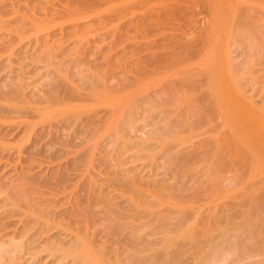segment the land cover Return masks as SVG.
<instances>
[{"label": "bare ground", "instance_id": "6f19581e", "mask_svg": "<svg viewBox=\"0 0 264 264\" xmlns=\"http://www.w3.org/2000/svg\"><path fill=\"white\" fill-rule=\"evenodd\" d=\"M134 1L141 4V0H139V1L138 0H122V1H120V3L117 1L119 4L115 1L112 3L109 2V4L113 5L115 3V7L113 5V8H115V10H118V8H123L125 6L132 5L134 3ZM212 1L216 2L217 0H212ZM253 2L257 6V8L260 7V9L263 10L262 12H264V0H233L232 1V6L230 9V11H232V18H231L230 22L241 25V27L237 28L238 32L234 33L235 39H232V42H233V47L237 44H239V46H240V44H244L247 42L246 44L249 47L248 51L251 52L250 53L251 58H249L251 65H255V66L259 65L260 66V64L263 62L262 60H264V55H263V58H262V56H259V54L260 55L264 54V28H263L264 26L262 23V22H264V20H263L264 15H262L263 18H262L261 23L257 22L258 25H256L257 23L253 24V22L250 19H245V18H241V17L233 18L236 15L235 9L237 8V6L239 4L248 5V3H253ZM125 3H126V5H124ZM149 3H151V2H149ZM169 4H171V3H169ZM117 5H118V7H117ZM122 5H123V7H121ZM162 5L161 6L164 7V9L167 8L168 6H170L168 4H164V2ZM126 8H128V7H126ZM111 10L112 9H110V11ZM115 10L113 9L112 11L114 13H116ZM120 10H118L119 12L117 11L116 18L119 17V16H117V14L118 13L120 14ZM123 10H125V8ZM159 10H160V8H159ZM127 11H129V10H127ZM125 12H126V10H125ZM242 12H244V10H242L241 13ZM155 13H156V11H155ZM113 16L115 17V15H113ZM144 17H145V15H144ZM109 18H111V17H109ZM116 18L112 19L111 21L118 20ZM144 19H146V18H144ZM111 21H109V23H111ZM36 31H39V29L36 28ZM260 33H261V36H259ZM241 47H243V45ZM261 51H263V53ZM44 52H47V50ZM44 52H42V54L40 55V57L43 55L42 59L45 56ZM171 54H173V51H172V53H169L170 56H171ZM218 54H219V48H218L217 43L209 42L205 47L204 54L203 55L201 54L202 57H200L201 58L200 61L199 60H198L199 62L197 61L198 64L196 63V66L194 68L191 67L186 71L174 72L175 74L172 73L169 76V78L167 77V82L165 83L166 91H165V89H160V91L158 92L159 94L161 93L160 95H162L164 93H169L171 91L174 92V90L176 88V90H175L176 93L174 92V94H173L175 96L180 94V91H182L181 94H183V95H184V92H186L185 93L186 95H187V93L192 94L191 90H193L194 88L190 89L191 92H188L189 90H186L188 88H186L185 90L183 89L184 90L183 91V90H179V89L177 90V87L179 88V86H181V88H182L184 83H185V86H187V83L188 84L190 83V85H191L190 79H191V81H192V79L196 80V78L198 79V78H200L199 76L202 75V77H204L205 82H206L205 87L213 89V91L215 93V95H213L212 93H208L207 95H205L204 99L206 98V101L208 99L206 106L203 103H200L201 104L200 105L199 103L196 102V104H199L200 106H202L201 108L205 107L204 108L205 110H203V116L201 114H198L199 112H197V109L195 107L192 108V106H193L192 100L193 99L191 97H187V99L191 98V100L188 99L186 101V99H185L184 103H186V105L187 104L189 105V103H190V105H192V106L190 108L187 107L188 110L185 107L186 110H183V112L180 111L177 114L176 113L177 112V106H176L177 99H175L174 101H170V100L165 99V101L162 103L154 104L151 97L150 98L147 97V94H148V96H150L148 91H147V90H150V88L148 89V86L143 85V87H141V90H138V91H137V87H136V90L134 88L130 89L129 90L130 94H127V95L124 94L125 93L124 91L126 90L124 88H123L124 91H121L120 88H119V91L117 89H114V90L108 89L105 82L109 81L108 80L109 77H107V75L105 77H103L101 75L102 74L101 72H100L101 74H99V71L96 70L98 68L95 69L96 72H94L95 70L93 71L90 69V70H87V72L89 71L88 74L87 73L86 74L80 73V74L76 75V77L73 76V78L75 77L78 80V81L73 80L76 82V85H75V84H73L75 82H72L73 78L72 79L70 78L72 75L70 76V71H69L74 66V65H72L74 63L73 62L68 63V61H67L64 63L62 62L60 64L58 63V64L54 65V73H53L54 77H53V79L50 80V82L49 81L47 82V84L49 83V85L52 84V86H50L51 87L50 90L45 94L39 93L42 96L41 99L43 100V101L41 100L43 103L40 101L41 104H45L41 107L36 106V108L33 107L34 109L29 107V105L31 106V104L26 101L25 93H24V95L22 94L23 93L22 91H24V90H21V89H23L22 86H21V88L18 87V86H20V83H21V81L19 79H18L19 81L17 82L18 84L17 83L13 84L12 83L13 80L7 81V82H9V83H6L8 85V87L6 86V84L1 83V86L4 88L5 91L3 92V88L0 87V121H2L3 124L8 123L9 125L14 124L17 126H22V130L17 132L16 134H14L13 137L11 138V140H15V138H18V140L15 142L14 145H15V147H17V154L19 155L18 156L19 158H21V156H23L25 154L29 155L28 157L35 155V154H37V156H39L40 153L43 154L42 153L43 150L41 151V149L46 148L45 151L47 150L48 152L46 151L47 154H43L45 156L44 158H46V161H47V162L46 161L45 162H46V164L47 163L51 164V166L47 165V167L45 169V172H47V173H49L48 171H50L52 173L54 171L56 172V170L61 168L62 165H64L65 167L67 166L66 168H68L69 160H66L64 157H67V155H69V154L70 155L73 154L72 157H70V155H69V157L72 158L71 161H73L72 162L73 165L70 164L71 162H69V164L71 165V166L69 165V169H71V167L75 166V164H76V166H79V164L77 165L76 162H78L77 160H79L81 157L79 154L80 149H81V147H83V145H85V143L83 144V142L85 141V139L87 140V138H85V135H84L85 131H82V133L84 132L82 134V135H84V137L82 136V139L84 138L83 139L84 141L80 139L81 138V136H80L81 132L78 134V132L80 130L77 129L78 128L77 124L78 125L80 124V126H81L83 124V122L92 121L91 122L92 124L91 123H88V124L89 125L91 124V126H92V125H94L93 123L95 122L94 126L97 125V127L94 129L96 130L98 128L99 122H101L102 120H104V121L106 120L105 122L103 121L105 124L106 122L108 123L109 119H110L109 122H111V123L105 124V126L107 127V125L110 124L109 125V127H110L109 133H112L113 135H109V137H110V142H109L108 139H104V137H102V135L104 136V133L103 134L98 133L102 137V143H104V146L102 145V143L95 142V144H98V145L100 144L101 146H103V147H99V146L97 147L96 146L97 148H104L106 146V143L109 142L113 146V148L111 147L110 149H112V151L113 150L114 151L116 150V152L118 151L117 155H119L122 150L124 153L122 152L121 154H125V152L127 151L126 149L131 151V150H133L132 148H135V149L137 148V153L140 155H142V153H144V152H147V153L149 152L148 154L147 153H145V154L148 155V157H150L152 161H157L158 156H159L160 160L163 157L164 158V159L162 158L164 160V161H162L163 165L166 166L165 168L168 171V174L171 175L174 173V177L172 176L170 178H174L175 180L177 178L182 179V177H184L183 175H187L186 176V178H187L188 177L187 171H190L191 169L193 171L195 170V175H197L196 169L198 168V166L200 167L203 164V162L201 164H199V161L201 162V161L208 158L206 161L210 162L212 167L209 166L211 168L210 171L208 170L210 173H208L209 175L208 174H206V175H208V177H207L208 180H210L209 176H211V178H212V180L209 181V185L210 186L213 185L212 188L210 187L211 191L213 188L214 189L216 188L215 191L217 193L218 192L222 193V195L226 194V192H227L226 195L228 197L232 196V197H230V199L232 198V200H233V198L235 197L234 199L236 201L238 200L237 202H239V201L241 202V203H239V204H241L240 206H243L245 204V201H244V204L242 205V203H243L242 198H244V200H245L244 192H242L244 196H242L241 198L238 197L239 194H241L240 190L244 191L247 189V193L249 194V195H247L248 196V200H247L248 202L246 201V206L247 205H249V206L246 207L244 205V207L248 208V209L244 210V207H243V211L245 213L237 212V211H240V210H237V208H236L237 206L236 207L234 206L236 209L234 207H232V208L229 207L230 206V200L227 201V200H225V198H222V200L224 199L225 201L228 202L227 204H226V202H224V200L223 201L220 200L218 202V204L220 203V205L225 204L224 205L225 207L219 205L221 208L224 209V208L229 207L228 210L230 208L235 209L234 212L231 211V209H230L229 211L231 213L235 214V212H236V215L234 217H230V215L228 214L229 217L225 218L226 219L225 222H228V224L231 225V226H229V228L227 226L226 227L227 229L225 228L226 229L225 230L224 224H222V222L220 224L222 225V227L224 229L223 233L221 232V230H222L221 227L217 228V229H221L220 232L222 233V235H220L219 241H217L218 238L216 240L213 239V237H214L213 234L212 235L208 234V236H210V237L212 236L210 240L215 241L214 245L209 244L211 241L209 243L207 241H205L206 239L208 240V238H209V237L206 238L207 234L202 235V233H204V231H205V233L206 232H210V233L212 232L213 233V231H212L213 227L211 228V231H210V226H213L212 223L209 226L210 222H207L208 221L207 219H206L207 221L205 220L207 223L202 222V221H204V220H202L204 218L199 217V215L197 216L198 212H194V214L196 213V215H194V214H191V215L188 214L187 215L188 210L197 209V207L194 204L193 205L195 207H193V205H192L193 201H191L190 199L194 198V200H195L196 199L195 197L198 198V196L192 195L193 198L190 197L191 195L186 196L188 199H183L185 197L180 196V198H182V199H180L178 197L177 201L174 199V197H170L171 199L175 200V201H173L170 198H168L170 196L169 193L171 191L169 192L168 188L164 187L165 184L164 185L162 184L163 185V188H161L162 194H160L159 190H157L156 193H154V194H150V192H149L150 190L147 187L148 189H144L147 192V193L145 192L146 193V195H145L142 193V190L141 191L139 190L141 188L143 189V187H141V186H143L145 184V182H143L144 184L140 186L139 183H135L139 179L133 178L134 176L133 177L131 176L132 178H130L129 176L126 175L125 170H122L124 172H122L120 170V168L116 170V168H118V167L115 165L113 167L111 165V166H108L107 169L111 168V173L113 171L115 173L117 172L116 176L113 177V175H115L114 172L112 175L109 176L110 178L113 177V180L112 181L110 180L111 183L113 184V186H111L112 189L108 188L111 190L106 194H103L104 190L100 189V193L98 195L95 194V196H94V193L91 195L92 192L89 191V196H88L89 202H87V204H85L84 202L81 203V202H79L80 200H77V203L79 202L81 204H84V205L79 204L80 206H83L84 208H85V206L90 204L89 205L90 209L92 211L94 209V212L96 209V212H95L96 214L94 212H92L90 209H88L89 207H87V209L90 210V212H88V213H85V211L82 212L81 209H79L80 211L78 214V216H79V219H78L76 217L78 212L76 210H74L76 212L75 213L72 210V208L75 209L74 207L78 206L77 204H76V206H74L75 204L74 205L69 204V208H66V210L65 209L62 210V213H61V211H57V208L52 204L51 207H50V205H47L46 208L49 207L48 212L47 211L44 212V209H41V214L39 213L41 215V217H39L40 215L38 213L36 214V209H35L36 207L34 208L35 213H34L33 209H29L26 207L27 212L29 210H32L30 216L32 215V213H34L35 216H37V217H35L33 219L34 221L33 220L31 221L32 222L31 224L30 223L25 224L22 231L17 232L15 230H13L10 232L11 236H9V238H5L4 240H2L0 242V262L2 264H25L24 258L26 255V256H30V260H31V261H29L28 264H32V261L34 260L33 262H35V259L37 257L39 259L40 254L45 253L47 255V256L45 255V257H46V258H44L45 260H47L48 257L53 259L51 261V264L54 262H56L57 264H60L63 262L65 264H191L189 261L190 258H187L188 262H189L188 263V262H186L187 259L183 258V256L187 257L188 255L194 254L193 249H195V252H196L197 257H198L199 253L196 250H198L199 247H200V249L201 248L204 249V246L206 247L208 245L209 246L211 245L210 247L208 246L209 248L206 247L204 249L205 250L204 252H206V253L203 252V249H201L202 252L199 249V251L201 253L199 255L201 256V258L199 256V259H198L195 256L196 258L194 257L193 260L190 259L193 261L192 263L193 264H237L238 262L249 260L250 258L252 259L255 256H259V257L262 256L263 259H261V260H263V264H264V153H263V147L259 146L258 147L259 150L249 151V154H250L249 155L247 153V150H246V143L245 142L241 143L242 139L240 138L241 139L240 140L235 134L232 135L233 137L231 139H227V136L224 134H222L220 136V139H217L216 137H214L213 135L218 133V130L223 125H227L228 122H226L225 120L222 123H217V125H215L214 129L211 128V130H210V128L207 127L208 123L217 120V118L218 119L219 118H222V119L230 118V120H231V117L233 115H235V113H237L235 111L238 110L239 108L245 106V104L247 103L246 101L250 100V98L246 95V88L243 87L244 80H246V78H247L246 74H242V73L238 72L237 71V68H238L237 64L236 65L232 64L230 62V59L228 60V58L224 59V61H220V59H218ZM255 56H257L259 59L256 58ZM260 58H262V59H260ZM43 61L47 62L48 64L50 63L49 65H53L52 60L49 61L46 57H44ZM70 61H72V60H70ZM177 61L178 60H176L174 62L176 63ZM179 62L180 61H178L177 63H179ZM222 62L225 65V69L217 71L219 65ZM66 63H68V64H66ZM70 65H72V67ZM198 70H200V72ZM246 70L249 71V68L245 69V71ZM253 72H254L253 70L250 71L247 76L252 77ZM69 78H70V80H68ZM141 79H139V82H141ZM66 80H67V82H66ZM135 80L137 81L138 77L135 78ZM199 80H201V79H199ZM51 81H54V85H53V82H51ZM62 81H65L64 85H65V83H66V85L68 83V86L65 89H62L64 87V86L62 87V85H63ZM150 81H149V83H150ZM77 82H79V83L77 84ZM200 82H202V80ZM70 83L72 84V88L70 87V85H71ZM132 83H130V84H132ZM142 83L144 84L146 82H142ZM130 84L128 82V84H126L127 87H129L128 85H130ZM133 84H135V82ZM219 84H220V86H219ZM132 85H130L131 88L135 86V85L134 86H132ZM139 85H140V83L138 84V88H139ZM199 85L202 88L201 84H199ZM15 86H17V87H15ZM197 86L198 85H196V87L195 86L194 87L196 89L200 88L199 86L198 87ZM216 86H218V87L216 88ZM68 87H70V88H68ZM82 87L84 90L81 89ZM188 87L190 88V86H188ZM220 87H222V88H220ZM128 89L129 88H127V90ZM131 90H133V92H131ZM83 91H84V93H82ZM177 92H179V93H177ZM131 93H133V94H131ZM226 98L228 99V101ZM85 102H87V103H85ZM200 102H202V101H200ZM80 103H81V105H79ZM26 104H29V105L27 106ZM89 104H92V105H89ZM93 104H94V106H93ZM100 105H103V106L100 107ZM177 105L181 106V104L179 105L178 102H177ZM174 106H176V107H174ZM207 106H208V108L206 109ZM94 107L97 108L98 110L94 109ZM103 107L104 108L108 107V109L109 108L111 109V110H108V112L111 111V112H109V114L112 113V115H113L116 113L117 115L115 117H112L111 115L108 117V112H106L107 116L100 114V117H102V116H104V117L99 118L98 117L99 112H100L99 110L102 109V111H104V112H105V110H107L106 108L103 110ZM23 109H26V110L29 109L28 112L30 113V111H31V114L28 115L27 111H24ZM198 109H200V107H198ZM232 109H233V111H232ZM258 109H260L259 115L262 117V119H264L263 118L264 117V107L261 106V107H258ZM102 111L100 113H102ZM185 111H186V113L183 114ZM32 112L33 113L35 112L36 114L34 115V114H32ZM173 112H175V113L173 114ZM195 112H197V113H195ZM106 113H104V114H106ZM143 113L147 114V115L143 116L142 115ZM148 113H150V115ZM92 114H94V116L97 117L95 119L98 120V123L95 121L94 116H92ZM197 115H200V118ZM84 117L89 118V119L91 118L93 120L90 119V121H88L89 119H87V121H85L86 119ZM105 117H107V118H105ZM146 117L149 118L147 120L148 122L145 121ZM172 118H174V119L180 118V119H179V121H175ZM83 119H85V120H83ZM190 120H192V121L190 122ZM103 122L99 123V125L101 124V126H102ZM141 123H143V124H142V127L139 129V127H137V125L141 124ZM158 123H162L161 124L162 127L161 126L155 127L156 124H158ZM86 124L84 123V125H82V129H83V126H85L84 128H86L85 130H87V127L88 128L90 127L89 125L86 126ZM150 125L152 127H154V129L155 128L156 129L153 130V128ZM204 125H206V127L209 130L206 127H204ZM46 126H47V130H46ZM101 126L99 128H101ZM147 127L152 128V129L145 136L144 140L134 141V140H136V138H134V136H132L134 138L133 141L131 140L132 139V137H130L131 132L134 131L136 133L137 131H140L141 129H143V128L145 129ZM135 128H136V130H134ZM159 128H161V129H159ZM202 128H204V129L206 128V130H203ZM5 129L4 128L2 130L0 129V132L2 133L3 130H5ZM7 130L8 131L6 133H4V137H9L10 134L13 133V128L9 127V129H7ZM60 130L63 131L62 135H66L65 138L61 139L60 135H59L55 139L53 136H51L52 131L55 133L52 135H56V134H59L58 132ZM193 130H199L200 131V133L198 134V137L200 134L201 135H206V134L208 135L209 134L207 141L206 142L203 141L201 143V144H204V147H206V148H204L205 150L203 151V155L201 156V158H198V159L196 158L197 155H196V157H193L192 153L182 149V147H184V145H186L187 142L189 143L188 139L192 140L191 137L193 138L192 132H190L191 134H187V132L189 133V131H193ZM44 131H46V133H47L46 135H50V136H48V140H46V142H43V140H42L44 138L42 135H44V134H41V133ZM97 131L99 132L101 130L97 129L96 131H94L93 134L95 135V132L97 133ZM142 131H144V130H142ZM50 132H51V134H50ZM63 133H65V134H63ZM137 133H139V132H137ZM193 133H195V132H193ZM69 134H70V136H72V138L71 137L69 138V136H68ZM99 135H98V137L101 139V137ZM185 135H186V138H188L190 135H191V137H189L186 140ZM78 136H79V138H77ZM212 137H214V138L211 139ZM76 138H77V140L81 141L82 146L80 145V142L79 143L77 142L78 144L76 142H74L75 143V145H74L73 141L76 140ZM103 140H104V142H103ZM87 141H85V142H87ZM151 141H154L155 143H157V144H155L157 147L154 145V143L152 145L149 144ZM41 142H43V143H41ZM120 142L122 143V145L120 144ZM146 142H149V143H146ZM109 143L107 146L110 145ZM40 144H41V147L38 150H36L37 153L35 152V150L34 151L32 150L34 147H36ZM76 144H77V146H76ZM57 146H59V150L56 149ZM87 146H88V144H87ZM78 147H80V148H78ZM158 147H159V149H158ZM60 148L63 149L62 150L63 153H62ZM105 148H104V150H105ZM53 149H55L56 152L61 151L59 157L60 158L62 157L61 159L64 158L65 162L68 161L64 164V162L62 160L63 164H61V166H59V168L57 166V169H56V164H53V163L56 160V162L58 161V164H59L60 159L57 160L58 155L56 156V154H55L56 152L53 153V155H52V152L55 151V150L53 151ZM66 149H68V150H66ZM69 149H72L73 151L69 150ZM92 150H94V148H91L90 153L92 152ZM96 150H98V149H96ZM102 150L103 149H101L98 152H100L102 154L104 152V151L102 152ZM49 151H50V153H49ZM66 151H68L70 153H68V152L66 153ZM110 151L111 150H109L108 152H110ZM112 151L109 154H111V156L113 155V157H114L116 154L114 151L113 152ZM150 151L152 153H153V151H155L153 153L154 155L152 154L153 157L150 156L151 155ZM86 152H87V154L89 153L88 149ZM139 152H142V153H139ZM61 153L63 155L65 154V155L61 156ZM94 153H96V152H94ZM159 153H160V155H156ZM58 154H59V152H58ZM43 155H40V156L43 157ZM107 155H108V153H107ZM132 155H131V157H132ZM140 155L138 156L135 154V155H133V157L135 156V158H136V156H137L139 158ZM146 155L142 156L140 158H144V157L148 158ZM204 155H206L205 157H207V158L204 157V159H203ZM101 156H103V154ZM69 157H67V159H69ZM115 157H117V156H115ZM119 157H120V155H119ZM119 157H117V160ZM154 157H155V160H153ZM89 158H91V157H89ZM150 158H148L147 160H149ZM193 159H195V162L197 161L196 163H198L199 165L196 163L195 164L198 166H195ZM25 160H28V159L25 158ZM109 160H110V158H109ZM151 160H150V162L152 163ZM140 161H143V159H141ZM74 162H75V164H74ZM109 162H111V161H109ZM146 163H144V164H146ZM52 165H54V166L52 167ZM147 166H149V165H147ZM152 167L153 166H151V168ZM155 169H156V166H155ZM240 169H241V171H240ZM61 170H63V169L58 170V172L61 173ZM108 170L110 171V169H108ZM64 171H65V169H64ZM193 171H190V173H189L190 178H187V179L191 180V178H192L191 175L194 173ZM243 171L245 172L244 173L245 175L243 174ZM55 172L53 174H55ZM58 172L56 174L57 177L54 175V177H56L57 179H58V174H60ZM120 172H122V173H120ZM169 172H171V173H169ZM191 172H192V174H191ZM241 172H242V174H241ZM65 173H66V171H65ZM229 173H231V175L228 178V177H226V175H228ZM38 174H39V176H41V172ZM53 174L51 176H53ZM108 174H110V172ZM118 174L120 175V178L121 177L123 178V180H118V176H117ZM36 175H34L33 177L28 176V178L31 177L30 178L31 180H35L34 177L38 178V176H36ZM48 175L50 176V173ZM62 175L64 177V174H62ZM62 175H60L59 177L61 178ZM66 176H67V178L69 177L68 175H66ZM242 176H243V179H240V177L242 178ZM25 177H27V175L25 173H23V175H22V173H20V174H18L17 178H15L16 180L15 179L12 180V183H16V181L18 180L16 184L11 185L10 187H9V185H7V187L9 189L6 186L2 187V188L0 187V196L1 195L3 196V198L1 199L2 200V203H1L2 209L0 208L2 210V211L0 210V225L4 224L3 220H5L9 216V214H11L12 212H14L13 214H17V212H20L21 207H19V206H22L23 204H25L23 202L27 203L26 199H25L26 201L21 200L22 197H24V196L26 197V192L24 193V191H25V189H27V186L29 189H31L30 183L35 184L36 181L32 182L30 180L31 181L30 182L28 180V178H25ZM63 177L61 178V182L63 180ZM195 177L193 176L192 180ZM234 177H237V178L239 177L238 179L242 180L241 183L244 181V178L246 177L245 182H246V180H249L250 182H252V184L248 183L250 185H247L248 187H246V186H244V183L240 184V181H239V184H236L238 186L237 190L240 191L239 194H237L238 192H236L237 190L233 186L232 187L224 186V187H226L225 189L228 190L226 192H225V190L220 189L221 187H223L222 184L226 180L234 183V180H233ZM50 178H52V177H50ZM133 179H136L137 181L133 180ZM252 179H254V181ZM25 180L29 181V183L27 182V183H24V185H23V182ZM58 181L59 180H55L54 183H58V184L62 185V183L64 182V180L62 183L60 181L59 182ZM110 181L108 184L112 185L110 183ZM44 182L48 183L49 178H48V181L43 180L42 184H45ZM82 182H84V181H82ZM107 182H106V186H108ZM186 182L187 181H185L183 183V181H182L180 183V185L183 184L182 186L185 187L184 184H186ZM190 182H192V181H190ZM206 182L208 183V181H206ZM217 182L221 184L220 187L217 186L218 185V184H216ZM40 183H36V184H40ZM153 183L154 182H152V184ZM194 183H195V181H194ZM135 184H138L140 188L138 189V185H135ZM200 184H201V182H200ZM203 184H204V182H203ZM25 185H27V186H25ZM241 185L243 186V188L241 187ZM1 186H4V185H1ZM23 186H25L26 188ZM84 186H86V185H84ZM146 186H147V184H146ZM239 186L241 187V189H239L240 188ZM56 187H60V186L56 185ZM169 187L173 188L172 186H169ZM206 187H207V185H206ZM100 188H101V186H100ZM186 188L187 187H185V189ZM217 188H219L218 191H217ZM228 188H230L231 190ZM96 189L98 190V186ZM156 189L157 188H155L154 190H156ZM173 189L175 191V188H173ZM173 189H172V191H173ZM214 189H213V191H214ZM205 190H206V188H205ZM31 191H32V189H31ZM112 192L116 193L117 198H118V195H119V198L125 196V198H126L125 201L127 202L125 205V208L120 206L121 203L119 204L116 202L117 201L116 195H115V198H114V196L112 197L111 195L109 197V194ZM140 192L143 194V196H141V197L144 198V196H145V199L147 201L146 200L141 201V198L136 196L137 194L140 195ZM173 192H171V194H173ZM175 192H177L176 194L182 193V192L178 193L179 192L178 190ZM198 192H200V191H198ZM81 193L82 192H78V194H81ZM196 193H197V191H196ZM148 194H150V195H148ZM159 194H160V196H159ZM198 194H200V193H198ZM236 194L238 196H235ZM27 195H28L27 197L32 196V194H30V193ZM33 195H35V194H33ZM201 195H203V193H201ZM209 196H214V195H211V192H210ZM151 197H154V200L151 199ZM214 197H215L214 198L215 200L221 199L219 196H216V195ZM237 197L240 198V200ZM76 198L74 199L75 201H76ZM20 200L23 202H19ZM113 200L116 203H114ZM149 200H150V202H148ZM235 200H233L231 202H234ZM29 201L30 200H28L27 205H30ZM75 201H74V203H75ZM170 201H173V202H170ZM236 201L234 203H236ZM200 202H201V200H200ZM21 203H23V204H21ZM210 203H208V204H210ZM195 204L197 205V203H195ZM202 204H203V202H202ZM218 204H213L212 206H216V205L218 206ZM6 205L9 206V208H7V209L4 208ZM39 205H40L39 207H41L42 204L39 203ZM44 205L45 204H43V206ZM71 205H73V206H71ZM204 205H205V202H204ZM24 206H26V204ZM60 206L62 207V205H60ZM80 206H78V207L81 208ZM155 206L162 207V208L164 207V208L160 209V210H155L154 209ZM94 207H96V208H94ZM84 208H83V210H87L86 208L85 209ZM98 208H99V211H97ZM38 209L39 208H37V210ZM67 209L68 210L70 209V211H72V212L69 213L70 211H68ZM239 209H241V208H239ZM228 210L225 209V212L227 211V213H228L229 212ZM217 211H219V210H217ZM21 212H23V211H21ZM27 212H26V214H27ZM73 212L76 214V216H74L75 214ZM81 212L83 215H84V213L89 214V215L92 213V216H94V218H96V220L90 218V217H92L91 215H90V217L87 216L90 219H88L85 215H84L85 217L82 216ZM220 212L224 213V210L220 211ZM72 213L74 215H72ZM69 214H71V215H69ZM201 214H203V213H201ZM63 215H64V217H62L63 219H61L60 217ZM67 215H69L70 219L72 217L73 218L76 217V219H73V218L72 219H73V221L76 220L78 225H76V221L74 222V225H72L73 221L71 220L72 221V223H71L70 219L67 221V223H69V224H66V223L61 224V220L66 222L67 219L66 220H64V219H65V217L68 218ZM11 216H12V214L10 215V217ZM27 216L30 217L29 215H27ZM195 216H197V218ZM204 216H205V214H204ZM216 216H218V214ZM223 216H227V215H222V218L224 219ZM25 217L23 219H19L18 223L21 226L23 225V221H24ZM82 217L87 218L89 221L87 219H85V221L87 220L88 222L87 221L86 222L89 224L86 223L87 225H85V223H82L81 227H79L80 226L79 224L81 223V221L83 219ZM206 217H208V214ZM80 218H82V219H80ZM240 218H242L240 220V222H237L236 220L240 219ZM58 219H60V222ZM78 220L79 221L81 220V221L78 222ZM90 220H92V221H90ZM215 220L216 219H214V221ZM85 221H83V222H85ZM55 222L56 223L59 222L62 226L66 225L68 227L71 223L70 226L76 225L75 230H74V228H72L71 229L72 231L70 230V233L68 231L69 234H67V236L63 237L64 240L63 239L61 240V237L60 238L57 237V239H54V240L52 238L48 237L45 240L34 244L35 242L38 241L40 235L44 231H46L48 228H51L53 226H58V225H59L58 227L61 226L59 223L56 224ZM200 222L202 223V225L203 224L206 225L205 230H204V228H200L202 226V225L199 226V224H201ZM50 223H52V224H50ZM10 224H16V223L11 222ZM83 225H84V227H83ZM207 225L209 227H207ZM215 225H217V224H215ZM206 227H207V229L209 228L208 231H206ZM202 230H204V231H202ZM29 233L36 234V237L32 238V237L28 236ZM202 236H206L205 240H204V237L202 238ZM66 237L68 238L67 240L65 239ZM198 240H199V242H198ZM203 240L205 241L204 244H203ZM216 241H217V243H216ZM193 242L197 243V245H198L197 249H196V247H194ZM201 242H202V246H201V244H198ZM211 243H213V242H211ZM187 245H189V247ZM190 246H191L192 250L190 249ZM184 247H187V250ZM192 247H194V248H192ZM184 249H185V252L183 251ZM187 251H189L188 255L186 253ZM190 251H191V253H190ZM202 255H204V256H202ZM45 260H44V262H45ZM255 260H257V259H255ZM255 260H253V261H255ZM261 260H260V262L258 261L257 263L262 264ZM36 262H37V260H36ZM247 262L249 263V261H247ZM247 262H246V264H248ZM56 263H54V264H56ZM243 263H241V264H243ZM33 264H35V263H33ZM38 264H40V263H38Z\"/></svg>", "mask_w": 264, "mask_h": 264}, {"label": "rangeland", "instance_id": "374dc122", "mask_svg": "<svg viewBox=\"0 0 264 264\" xmlns=\"http://www.w3.org/2000/svg\"><path fill=\"white\" fill-rule=\"evenodd\" d=\"M114 1L115 2L118 1L120 3V1H122V0H113V1L112 0H110V1L109 0H0V87H2L1 83L6 84V83H9L7 81L13 80L12 83L15 84L20 80L22 84L20 83V86H18L17 85L18 83H17L16 85L20 88L22 86L23 89H21V90H24V91H22L23 92L22 94L24 95V93H25L26 101L31 104V106L29 104H26V105L27 106L29 105V107H31V108H33V107L36 108V106L41 107L45 104H41V102L43 100L41 99L42 96L39 93L45 94L50 90V88H51L50 86H52V84L49 85V83L47 84V82L48 81L50 82V80L53 79V77H54V74H53L54 73V65L68 61V63L73 62L74 64H72V65H74V66L77 64L75 66L76 68L74 66L72 67V65H70L72 67L71 70H69L70 76L72 75L70 77L71 79L73 78V76L76 77V75H78L80 73H83V74L87 73L88 74L89 71L87 72V70L91 69L94 71L96 68H98L96 70L99 71V74L102 73L101 75L103 77H105L106 75H107V77H109V79H108L109 81L106 80L107 82H105L108 89H112V90L117 89L118 91H119V88L121 91H124V89H126L124 91L125 92L124 94L127 95V94H130V92H129L130 89L134 88L136 90V87H137V91H138V90H141V87H143V85L148 86V89L150 88V90H147V91H148L150 96H148V94H147V97H149V98L151 97L154 104L162 103L165 101V99L170 100V101H174L175 99H177V101H176V106H177V112L176 113L177 114L180 111L183 112V110H186L187 107L190 108L192 106V105H190V103H189V105L188 104L186 105V103H184L185 99L187 101L188 99L191 100V98H192L193 99L192 100V103H193L192 108L195 107L197 109V112H199L198 114H201L203 116V110H205L204 109L205 107L203 106L204 108H201L202 106H200L201 105L200 103H203L206 106L208 99H207V101H206V98L204 99L205 95H207L208 93H212L213 95H215V93H214L213 89L205 87L206 82H205L204 77H202V75L199 76L200 78H198V79L196 78V80L192 79V81H191V79H190L191 85H190V83L189 84L187 83V86H185V83H184V85L182 84L183 85L182 88H181V86H179V88L177 87V90L178 89L179 90H183V89L185 90L186 88H188L186 90H189L188 92L192 91L191 92L192 94L187 93V95H186L185 94L186 92H184V95H183V94H181L182 91H180V94H178L179 96L178 95L175 96L173 94H174L176 88H175L174 92L171 91L169 93H164L162 95H160L161 93L159 94L158 92L160 91V89H165V91H166L165 83L167 82V77L169 78V76L172 73L175 74L174 72L186 71L191 67L194 68L196 66L197 61L198 60L200 61V59H201L200 57H202L201 54L202 55L204 54L206 45L209 42H215V43H217L218 48H219L218 59H220V61H224V59H226V58H228V60L230 59V62L232 64H234V65L237 64L238 68L237 67L236 68H237L238 72H240L242 74H246L247 78H246V80H244L243 87L246 88V95L250 98V100L246 101L247 103L245 104V106H243V107H241L235 111L237 113H235V115H233L231 117L232 121L230 120V118H224V119H222V118L218 119L217 118V120L208 123L207 127L210 128V130H211V128L214 129V127H215V125H217V123H222L225 120L226 122H228L227 125H223L218 130V133L213 135L214 137H216L217 139H220V136L222 134H224L227 136V139H231L233 137L232 135L235 134L239 139L240 138L242 139V140L240 139L241 143L242 142L246 143V150H247L248 154H249V151H251V150H259L258 149L259 146L263 147V153H264V119H262V117L259 115L260 109H258V107H261V106L264 107V60H262L263 62L260 64V66L257 65L258 67L255 65H251V63L249 61V58H251V54H250L251 52L248 51L249 47L246 44L247 42L244 44H240V46H239V44H237L233 47L232 39H235L234 33L238 32L237 28L241 27L240 24L230 22L231 18H232V11H230V9H231L233 0H217L216 2H214L212 0H147V1L141 0V4L134 1V3L130 6L123 7V5H122L121 7H123V8H118V10L121 9L122 11L120 10V14L119 13L117 14V16H119L117 18H116V13L118 10H115V8H113V5L115 7V3L113 5L109 4V2L112 3ZM149 2H151V3H149ZM163 2H164V4H168L171 7L168 6L167 8L164 9V7H162ZM168 2L171 4H169ZM126 3L124 5H126ZM117 7H118V5H117ZM126 7H128V8H126ZM124 8H125L126 12H125V10H123ZM159 8H160V10H159ZM110 9H112V10L114 9L116 13H114L112 10L110 11ZM127 10H129V11H127ZM235 10H236V13H235L236 15L233 18L241 17V18H245V19H250L253 22V24L257 23V22L261 23L262 18H263L262 15H264V12H262L263 10H261L260 7L257 8V6L254 4V2L248 3V5L239 4ZM242 10H244V12L241 13ZM155 11H156V13H155ZM110 14L115 15V17L113 15L111 16ZM144 15H145V17H144ZM109 17H111V18H109ZM143 17L146 19H144ZM114 18H116L118 20H113L114 22L111 21ZM109 21H111V23H109ZM258 23L256 25H258ZM262 23L264 26V22H262ZM36 28H38L39 31H36ZM259 36H261V33ZM242 45H243V47H241ZM46 50L48 53L44 52ZM172 51H173V54H171V56H170L169 53H172ZM42 52L45 53L44 57H46L49 61L52 60L53 65H49L50 63L48 64L47 62L43 61V59H44V57L42 59L43 55L40 57ZM261 52L263 53V51H261ZM263 55L264 54H261V55L259 54V56H262V58H263ZM255 57L258 58L257 56H255ZM262 58H260V59H262ZM175 59L180 61V62L177 63L178 62L177 61L175 63L174 62V61H176ZM70 60H72V61H70ZM68 63H66V64H68ZM248 68H249V71H247V70L245 71V69H248ZM224 69H225V65L222 62L219 65L217 71L224 70ZM96 70L94 72H96ZM252 70L254 71L252 77L247 76L249 74V72ZM198 71L200 72V70H198ZM137 77H138V80L136 81L135 78H137ZM70 78L68 80H70ZM74 78L72 79V82L78 81L76 78L75 79ZM139 79H141V82H139ZM199 79H201L202 82H200L201 80H199ZM73 80H75V81H73ZM133 81L135 82V84H133L134 83ZM149 81H150V83H149ZM51 82H53V85H54V81H51ZM62 82H63V85L62 84L61 85H62V87L64 86L62 89H65L68 86V83H67V85H66V83L64 85L65 81H62ZM66 82H67V80H66ZM128 82H129V84L133 82L132 83L133 85L132 84H130V85H132V86L135 85V86L131 88L130 85H128L129 87H127L126 84H128ZM136 82L140 83L141 86L139 85V88H138L139 83L137 84ZM142 82H146V83L143 84ZM78 83L79 82H77V84ZM73 84L76 85V82ZM199 84H201L202 88L200 87ZM196 85H198L200 88L196 89L195 88ZM6 86L8 87L7 84H6ZM17 86H15V87H17ZM188 86H190V88ZM219 86H220V84H219ZM70 87L72 88V84L70 85ZM70 87H68V88H70ZM217 87L218 86H216V88ZM127 88H129V89L127 90ZM220 88H222V87H220ZM81 89H83V87ZM190 89H193V90L190 91ZM4 91L5 90L3 88V92ZM131 92H133V90H131ZM82 93H84V91ZM177 93H179V92H177ZM131 94H133V93H131ZM187 97H191V98L187 99ZM200 101H202V102H200ZM227 101H228V99H227ZM177 102L179 105L181 104V106H178ZM196 102L199 103L200 105L196 104ZM85 103H87V102H85ZM79 105H81V103ZM89 105H92V104H89ZM103 105H100V107ZM93 106H94V104H93ZM176 106H174V107H176ZM185 107H186V109H185ZM198 107H200L201 110L198 109ZM105 108L103 107V110ZM207 108H208V106L206 107V109ZM94 109H97V108L94 107ZM106 109L107 110H105V112L102 111V109L99 110L100 112L102 111V113H100L98 111L99 112V116H98L99 118L107 116L106 112H108V110H111L110 108L108 109V107ZM23 110L27 111L28 115L31 114V111H30V113L28 112L29 109L28 110L23 109ZM232 111H233V109H232ZM103 112L106 114H104ZM109 112H111V111H109ZM109 112H108V117L110 115L112 117H115L117 115L116 113L113 115H112V113L109 114ZM197 112H195V113H197ZM174 113L175 112H173V114ZM185 113H186V111L183 114H185ZM32 114L35 115L36 113L32 112ZM100 114H103L104 116L101 115L102 117H100ZM148 114L150 115V113H148ZM142 115L146 116L147 114L143 113ZM92 116H94V114H92ZM197 116L200 118V115H197ZM95 118H97V117L94 116V119ZM105 118H107V117H105ZM180 118H177V119L172 118V119L175 121H179ZM85 119H83V120L87 121V119H89V118H85ZM90 119L88 121H90ZM148 119L149 118L146 117L145 121H147ZM91 120H93V119H91ZM109 120H108V123H111V122H109ZM95 121L98 123V120L95 119ZM103 121L104 120H102L101 122H103ZM191 121L192 120H190V122ZM91 122L92 121L83 122L82 125H84V123L85 124L87 123L86 124V126H87V125H89L88 123H91ZM101 122H99V123H101ZM104 122L102 123L103 124L102 126H101V124L99 125V123H98L97 129L101 130V131H99V132L97 131V133L95 132V135L93 134L94 131L97 130V129L96 130L94 129L97 127V125L94 126L95 122L93 123L94 125H92V126H91V124H92L91 123L89 125L90 127L89 128L87 127V130H85L86 129V128H84L85 126H83V129H84L83 130L82 125L80 126V124L79 125L77 124V127H78L77 129L80 130L78 132V134L81 132L80 133L81 134L80 139L83 140L84 138L82 139V136L84 137V135H85V138H87V140H88L87 141L85 139V141H87L88 143L83 140L84 141L83 144L85 143V145H83V147H81L80 153H79L81 157L79 160H77L78 162H76L77 165L79 164V166H76V164L74 162V164L77 168L75 166H73L74 168L71 167V169H69V165L70 164L73 165V163H72L73 161H71L72 158H70L73 156V154H71V155L69 154L70 157H69V155L66 154L67 157H69V159H67V157H64L66 160H69V162H71L69 164V162L66 161V162H68V168H66L67 166L65 167L64 165H62V167L59 168V166H61V164H63V162H64V164L66 163L64 158L61 159L62 157L61 158L59 157L60 152L63 149H61L62 148L61 147L60 148L61 151H57V152L55 149H53V151L54 150L55 151L52 152V155H53V153L56 152L55 153L56 156L58 155L57 160L60 159V162H59L60 165L58 164V161L56 162V160H55L56 163L54 162L53 164H56V169H57V166L59 168L58 170L63 169V170H61V173L64 174V177H65L64 178L63 175L60 172H58V170H56V172L54 171L55 174H53L54 172L52 173V172L48 171L50 173V176L48 175L49 173L45 172L47 165L51 166V164H49V163L46 164L47 161H46V158H44L45 156L43 155V154H47L46 153L47 150L45 151L46 148L41 149V151L43 150L42 151L43 154L40 153V155H43V157L40 155L37 156V154L28 157L29 155L25 154V155L21 156V158H19L18 157L19 155L17 154V147H15V145H14L15 142L18 140V138H15V140H11V138L13 137L14 134H16L17 132L22 130V126H17L14 124L9 125L8 123L3 124L2 121H0V129L2 130L3 128L4 129L6 128L5 130H3L2 133L0 132V187L1 188L5 187V186L7 187V185H9V187H10L11 185L16 184L18 180L16 181V183H12V180L17 178L18 174H20V173H22V175H23V173H25L27 175V177H25V178H28V176L33 177L34 175L37 174L36 176H38L39 179L34 177L35 180H31L30 179L31 177H29L28 180L29 181L31 180L32 182L36 181V183L41 182L40 184L30 183L31 184L30 188L32 189V191H31V189L28 188L27 185H25V186H27L28 190L25 189L24 193L26 192V197L25 196H24L25 198L22 197L21 200L24 201L26 199L27 203H28V200H30L29 201L30 205H27L26 202H23L20 200L19 202L25 203L26 206H24L25 204L21 203L23 205L19 206V207H21L20 212H17V214H13L14 212H12L11 217H10L11 214H9V216L5 220H3L4 224L0 225V242L2 240H4L5 238H9V236H11V234H10L11 231L15 230L17 232L18 231L20 232L23 230V227L25 224H29V223L31 224L32 223L31 221L35 217H37L34 214L35 213V211H34L35 207H36L35 208L36 214L37 213L41 214V209H44V212L45 211L48 212L49 207L46 208L47 205H50V207H51L53 204L57 208V211H61V213H62V210H64V209L66 210V208H69V204H73V205L75 204L74 206H76V204L78 206H80L79 204H81L82 202L87 204V202H89V198H88L89 191L92 192L91 195L94 193V196H95V194L98 195L100 193V189L104 190L103 194L108 193L112 189L111 186H113L111 181L113 180V177L116 176V174H117V172L115 173L113 171L115 173V175H113V177L111 176L112 178L109 177L110 175L113 174V172L111 173V168H108V169H110V171H109L107 169V167L111 166V165L113 167H114V165L117 166L118 168H116V170L119 168L121 171L125 170L126 175L129 176L130 178H132L134 176L133 178L139 179L138 180L139 182L136 179H133V180H136L137 182H135V183H139L140 186L144 184L143 182H145V184L143 186H141V187H143V189L142 188L139 189L140 188L139 185L135 184V185H138V189L140 191L142 190V193L145 195L147 192L144 189H148V188L150 190L149 191L150 194L156 193L157 190H159L160 194H162L161 188H163V185L165 184L166 186L164 185V187L168 188L169 192L170 191L173 192L174 191L173 188H175V191L178 190L179 191L178 193L182 192L180 194H176L177 192H175V191L173 192V194H171V192L170 193L168 192L170 194V196L168 198L174 197V199L176 201H177L178 197L180 198V196L181 197L184 196L185 198H183V199H188L186 196H190V195H191L190 197H192V195L198 196V198L195 197L196 198L195 200L193 197H192L193 199H190L191 201H193L192 205L194 204L197 207V209L188 210L187 215L188 214L191 215V214H194V212H198L199 214L197 213V216L199 215V217L204 218V219H202L204 221L201 220L202 222L205 223L208 220L207 222H210L209 226L212 223L213 226H210V231H211V228L213 227L212 228L213 233L212 232L211 233L210 232L205 233L204 230H205L206 225H204V224L202 225L201 222H200L201 224H199V226L202 225L200 228H204V230H202V231H204V233H202V235L207 234V237L202 236V238L204 237V240H205V237L206 238L209 237L208 238L209 241L207 239L205 240L208 243L211 241L210 239L212 237V236L211 237L208 236V234H210V235L213 234L214 235L213 239L216 240L218 238L217 241H219L220 235H222L223 230L227 226H228V228H229V226H231L228 224V222H225L226 221L225 218L229 217V215H230V217H234L236 215V212L234 214V213H231L229 211L232 207L237 206L236 207L237 210H240V211L236 210L237 212L245 213L243 211V207H244V205L246 206V201L248 200L247 195H249V194L247 193V189L244 191L240 190L241 192L238 191L237 190L238 186L236 185V184H239V181H240V184L244 183V186H246V187H248L247 185L252 184V182H250L249 180H246V182H245L246 177L244 178V181L241 183L242 180H240V179H243L245 172L243 171L244 175L242 176V178L240 177V179H238L239 177L238 178L234 177L233 178L234 183L229 182L228 180L224 181L222 184L223 187L220 188L222 190H225V192H226L228 190L225 189L226 187H224V186H227V187L233 186L234 188H236V190H237L236 192H238L237 194H239V192L242 194V195L239 194V196L236 194L235 196H238L241 198L242 196L245 195V200H244V198H242V202H243L242 205L244 204V201H245V204L243 206H240L241 204H239V203H241V202L240 201L237 202L238 200L236 201L234 199L235 197L233 198V200H235L236 203H234L235 201L231 202V201H233L232 198L230 199V197H232V196L228 197L226 195L227 192H226V194L222 195V193H219V192L217 193L215 191L216 188L215 189L213 188L214 191H213V189L211 191L210 187L212 188L213 185L210 186L209 181L212 180V178H211V176H209L210 180H208L207 177L209 175L208 173H210L209 171H210V169H211L210 167H212V165L210 162L206 161L208 159L207 157H205L206 155L203 156V159H204V157L207 159H205L201 162L199 161V164H201L203 162L202 166L199 167L198 166L199 164L196 163L197 161L195 162L196 158L197 159L201 158V156L203 155V151L205 150L204 148H206V147H204V144H201V143L203 141H205V142L207 141L209 134L208 135L207 134L206 135L200 134L198 137V134L200 133L199 130L189 131V133L187 132V134H191L190 132H192L193 138L190 135L189 137H191L192 140H189L188 139L189 137L186 138V135H185V138H186V140L188 139L189 143L187 142V144L184 145V147H182V149L192 153L193 157H196V155H197V157L195 159H193L194 164L195 163L198 164V165L195 164V166H198L197 169L195 168L197 175H195V170L193 171L191 169L190 171H193L194 175L192 174V172H191V174L194 177L196 176L193 180H192V178H193L192 175H191V177H192L191 180L187 179V178H190L189 177L190 171H187L188 172L187 178H186L187 175H183L184 177H182V179L179 177L180 179L177 178L175 180L174 178H170L172 176L174 177V173L171 175L168 174V171L165 168L166 166L163 165V162H162V161H164L163 157H162L163 159L160 157L161 158V160H160L159 156H158L157 158L159 160L157 159V161H152L151 158L145 154L147 152H144V153L139 152V153H142V155L138 154L137 148L136 149L132 148L133 150H131V151L126 149L128 152L125 150L127 152V153L125 152V154H121L123 152V150H122L121 153L119 154L120 157H119V155H117L118 151L116 152V150L115 151L113 150L116 155L114 153L113 154L115 156L119 157L118 160H117V157L114 156L115 157L114 158L113 155L111 156V154H109V153L112 151V149H110V148L111 147L113 148V146L109 143L110 142L109 135H113V134L109 133V130H110L109 125L110 124L107 125V127H106L105 124H108V123L106 122L104 124ZM142 124L143 123L138 124L137 127H139V129H140L142 127ZM161 124L162 123H158V124H156L155 127H157V126L162 127ZM100 126H101V128H99ZM9 127L13 128V133H11L12 135L10 134L9 137H4V133H6L8 131L7 129H9ZM149 127L145 128V129L144 128L141 129L140 130L141 132L137 131V132H139V133L136 132L137 134L134 131L131 132L130 137L134 136V138H136V140H134V141L144 140L145 136L149 133V131L152 128H153V130L156 129V128L154 129V127H152V126H151L152 128H149ZM204 127H206V125H204ZM206 128L205 129L202 128V129L206 130ZM159 129H161V128H159ZM46 130H47V126H46ZM134 130H136V128ZM142 130H144V131H142ZM82 131H85V133L83 132L84 135H82L83 134ZM62 132L63 131L60 130L58 132L59 134L52 135V134H55L52 131V134H51V132H50V134L55 139L60 135V138L62 139V138L66 137V135H62ZM193 132H195L197 135ZM98 133H100V134L104 133V136L102 135V137H104V139H108V141H109L108 142L110 144L109 146H107L108 143L105 142L106 143V146H105L106 148L104 147L105 150H104V148H97L98 146L99 147L104 146V143H102V137ZM41 134L45 135V136L42 135L44 137L42 140H43V142H46V140H48V136H50V135H46L47 134L46 131L42 132ZM63 134H65V133H63ZM70 134L68 136H69V138L70 137L72 138V136H70ZM98 135L101 137V139L98 137ZM214 137H212L211 139H213ZM77 138H79V136ZM77 138H76V140L73 141V143L74 142H76V143L80 142V145H81L82 144L81 141L77 140ZM134 138L132 137L131 140L133 141ZM43 142H41V143H43ZM95 142L102 143L103 146H101L100 144L99 145L95 144ZM103 142H104V140H103ZM151 142L150 143L146 142V143H149L151 145L153 143H154V145L157 144L154 141H151ZM77 144H76V146H77ZM87 144H88V146H87ZM120 144L122 145L121 142H120ZM74 145H75V143H74ZM40 147H41V144L34 147L32 150L33 151L35 150V152H36V150H38ZM159 147H158V149H159ZM78 148H80V147H78ZM91 148H94V150H92V152L90 153ZM56 149L59 150V146H57ZM87 149L89 152L88 154L86 152ZM96 149H98V150H96ZM101 149H103L102 152L104 151L102 153L103 156H101L102 154L100 152H98ZM66 150H68V149H66ZM69 150H72V149H69ZM109 150H111V151L108 152ZM58 152H59V154H58ZM67 152L68 151H66V153ZM94 152H96V153H94ZM154 152L155 151H153V153ZM49 153H50V151H49ZM62 153H63V151H62ZM62 153H61V156L63 155ZM68 153H70V152H68ZM107 153H108V155H107ZM153 153L152 152L150 153L151 157H153L152 156ZM132 154L133 155L136 154L138 156L140 155V157L146 155L150 159L147 160L148 158H146V157H144V158L139 157L138 158L137 156L135 158V156L133 157ZM131 155H132V157H131ZM156 155H160V153L156 154ZM89 157H91V158H89ZM25 158L28 160H25ZM109 158H110V160H109ZM139 159L140 160L143 159V161H140ZM62 160H63V162H62ZM150 160L152 161V163L150 162ZM153 160H155V157L153 158ZM109 161H111V162H109ZM143 162L144 163L147 162V163L144 164ZM147 165H149V166H147ZM53 166L54 165H52V167ZM151 166H153V167L151 168ZM155 166H156V169H155ZM64 169H65L66 173H65ZM240 171H241V169H240ZM40 172H41V176H39V174H38ZM57 172L60 173V174H58V179L56 178ZM109 172H110V174H108ZM122 172H124V171H122ZM122 172H120V173H122ZM169 173H171V172H169ZM52 174H53V176H51ZM206 174H208V175H206ZM241 174H242V172H241ZM54 175L56 177H54ZM60 175H62L61 178L63 177V180H64V182L62 180L63 183L61 182V178L59 177ZM66 175H68L69 177L67 178ZM230 175H231V173L226 175V177L229 178ZM117 176H118V180H123L122 177L120 178L119 174ZM47 177L49 178V182L48 183L44 182L45 184H42L43 180L48 181ZM50 177H52V178H50ZM55 180H59L62 183V185L58 184V183H54ZM252 180L254 181V179H252ZM25 181L23 182V185H24V183H27V182L29 183V181H26V182ZM82 181H84V182H82ZM109 181L112 185L108 184ZM182 181H183V183L185 181H187L186 182L187 185L184 184V186L187 187L186 188L187 190L185 189V187L182 186L183 184L180 185V183ZM190 181H192V182H190ZM194 181H195V183H194ZM206 181H208V183ZM106 182H107L108 186H106ZM152 182H154L153 183L154 185L152 184ZM200 182H201V184H200ZM203 182H204V184H203ZM248 183H250V184H248ZM55 184L60 186V187H56ZM146 184H147V186H146ZM216 184H218L217 186H219V187L221 185L218 182ZM1 185H4V186H1ZM84 185H86V186H84ZM206 185H207V187H206ZM25 186H23V187H25ZM97 186H98L99 191L96 189ZM100 186H101V188H100ZM169 186H172L173 188H171ZM241 187L243 188L242 185H241ZM241 187L239 189H241ZM108 188H111V189H108ZM153 188L154 189L157 188V189L154 190ZM205 188L207 191L205 190ZM172 189H173V191H172ZM228 189H230V188H228ZM218 190H219V188H217V191ZM196 191H197V193H196ZM198 191H200V192H198ZM78 192H82V193L78 194ZM210 192H211V195L219 196L221 199L215 200L214 196H209ZM242 192H244V195ZM29 193L32 194L31 197H27L28 196L27 194H29ZM142 193L140 192V195L139 194L136 195V196L141 198V201L146 200L145 196H144V198L141 197V196H143ZM198 193H200V194H198ZM201 193H203V195H201ZM33 194H35V195H33ZM150 194H148V195H150ZM160 194H159V196H160ZM110 195L112 197L114 196V198H115L116 193L115 192L110 193L109 197H110ZM2 198H3V196L1 195L0 196V208H1V203H2L1 199ZM75 198H76V201L74 200ZM222 198H225V200H227V201L230 200V206L229 207H231V208L229 210H228L229 207L224 208V209L220 207V206H224L225 204L224 205L222 203H221L222 205H220V203L218 204V202L220 200H222ZM240 198H238V199L240 200ZM116 199H117L116 202L119 204L121 203L120 206L125 208V205L127 203L125 201V199H126L125 196L119 198V195H118V198H117V195H116ZM151 199L154 200V197H151ZM174 199H171V200L175 201ZM180 199H182V198H180ZM77 200H80L79 202H81V203H79V202L77 203ZM200 200H201V202H200ZM225 200H224V202H226V204H227L228 202ZM74 201H75V203H74ZM173 201H170V202H173ZM113 202L116 203L114 200H113ZM148 202H150V200ZM194 202L197 203V205ZM202 202H203V204H202ZM204 202H205V205H204ZM39 203L42 204L41 207H39L40 206ZM208 203H210V204H208ZM43 204H45V205L43 206ZM213 204H218V206L217 205L212 206ZM60 205H62V207ZM73 205H71V206H73ZM81 205H84V204H81ZM89 205L85 206V208L87 209V207H89L88 209H90ZM194 205H193V207H195ZM247 206H249V205H247ZM26 207L29 209H33L34 213H32V215H31L32 217L30 216L32 210H29L27 212ZM77 207H74L75 209L72 208L73 211L76 210L78 212L77 216L75 214L76 213L75 211H74L75 213L73 212L75 215L73 213H72V215L76 216L78 219H79L78 214L80 211L79 209H81L82 212L85 211V213H88L91 210V209L90 210L87 209L88 211L83 210V208H84L83 206H80L81 208H79V207L77 208ZM156 207L157 206L154 207L155 210H160V209L164 208V207L163 208L162 207L156 208ZM4 208L7 209V208H9V206L6 205ZM37 208H39V209L37 210ZM94 208H96V207H94ZM239 208H241L242 210ZM70 209L69 210L67 209V210L70 211ZM216 209L219 211H217ZM225 209H227L229 212L228 213H227V211L225 212ZM235 209H231V211L234 212ZM246 209H248V208L244 207V210H246ZM223 210H224V213L220 212ZM21 211H23L24 213ZM97 211H99V208ZM26 212H27V214H26ZM71 212L72 211H70L69 213H71ZM82 212H81L82 216H84V215L86 217L87 216L90 217V215L92 216V213L90 215L84 213V215H83ZM92 212H94V209ZM95 212H96V209H95ZM201 213H203V214H201ZM204 214H205V216H204ZM207 214H208V217L210 219L208 217H206ZM217 214H218V216H216ZM27 215H29L30 217H28ZM69 215H71V214H69ZM69 215H67L68 218L65 217V219H64V220L67 219L66 222L61 220V224L62 223L69 224V223H67V221L70 219ZM194 215H196V213ZM222 215H227V216H223L224 217V219H223ZM197 216H195V217L197 218ZM24 217H25V219L23 221V225L21 226L18 222H19V219H23ZM39 217H41V215ZM62 217H64V215L61 216L60 218L63 219ZM76 217L75 218L72 217V218L76 219ZM72 218L70 219L71 223L73 221ZM82 218H80V219H82ZM87 218H83L82 221L80 220L81 223L79 224L80 225L79 227H81L82 223H85V225L89 224L87 222L89 221L88 219H90V218L96 220V218H94V216H92L88 219ZM85 219H87L88 221L86 220L87 221L86 222ZM214 219H216V220L214 221ZM241 219L242 218L237 219L236 221L240 222ZM58 220L60 222V219H58ZM75 221L76 220L73 221L72 225H74ZM80 221L78 220V222H80ZM83 221H85V222H83ZM90 221H92V220H90ZM11 222H15L16 224H10ZM221 222H222V224H224V229H223L222 225L220 224ZM58 223H56V224H58ZM71 223H70V225H71ZM50 224H52V223H50ZM215 224H217V225H215ZM70 225H69L70 228L66 225L65 226L61 225L60 227H58L59 226L58 225V226H53L51 228H48L46 231H44L40 235L38 241L35 242L34 244H36L40 241H43L48 237L52 238L53 240L57 239V237H59V238L61 237V240H62L64 236H67V234L70 233V230L72 228H74V230H75V226L78 225V223L76 221L75 226H70ZM209 226L207 225V227H209ZM83 227H84V225H83ZM207 227H206V231L209 230V228L207 229ZM220 227L222 228V230L217 229ZM220 230L222 233L220 232ZM68 231H69V233H68ZM28 236L35 238L36 234L29 233ZM65 239L67 240L68 238L66 237ZM204 240H203V244L205 242ZM214 240L211 241L213 243L210 242L209 244L214 245L215 244ZM217 241H216V243H217ZM198 242H199V240H198ZM193 243H194V247H196V249H197L198 248L197 243H195V242H193ZM198 244H201V246H202V242L198 243ZM187 246L189 247V245H187ZM208 246H206V247H208ZM194 247H192V248H194ZM206 247L204 246V249ZM184 248H186V250H187V247H184ZM190 249H191V246H190ZM199 249H200V247H199ZM199 249L196 251L199 254H201ZM201 249H203V248H201ZM204 249H203V252L205 251ZM193 250H194V252L193 251L192 252L194 254L188 255L189 251H187L186 253L188 256L186 255L187 257H184L182 255L183 258H185V259L190 258L193 260V258L195 256L197 257L195 249H193ZM183 251L185 252V249ZM201 252H202V250H201ZM190 253H191V251H190ZM204 253H206V252H204ZM199 254L197 257L198 259L200 256ZM45 255H46L45 253L40 254L39 259L37 257L35 259V262H33L34 260L32 261V264L33 263H35V264H38V263H40V264H51V261L53 259L48 257L47 260H45L44 259V258H46ZM202 256H204V255H202ZM258 257L259 256H255L252 259L250 258L251 260L249 259V260H245V261L246 262L249 261V263L247 262L248 264H256L258 261L260 262V260L263 259L262 256H260L259 258ZM200 258H201V256H200ZM190 259H189L190 263L193 264L192 263L193 261ZM255 259H257V260H255ZM36 260H37V262H36ZM44 260H45V262H44ZM253 260H255V261H253ZM29 261H31L30 256L25 255L24 263L28 264ZM245 261L238 262L237 264H241L243 262L246 264ZM186 262H188V259ZM54 263H56V262H54ZM54 263H52V264H54ZM261 263L263 264V260H261ZM0 264H2V263L0 262ZM60 264H65V263L63 262ZM257 264H259V263H257Z\"/></svg>", "mask_w": 264, "mask_h": 264}]
</instances>
